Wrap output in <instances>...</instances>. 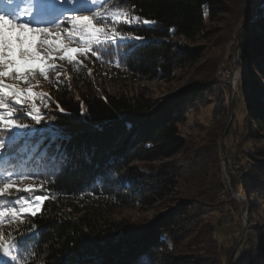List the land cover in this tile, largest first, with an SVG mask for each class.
Returning <instances> with one entry per match:
<instances>
[{
	"label": "trees",
	"instance_id": "obj_1",
	"mask_svg": "<svg viewBox=\"0 0 264 264\" xmlns=\"http://www.w3.org/2000/svg\"><path fill=\"white\" fill-rule=\"evenodd\" d=\"M229 2L131 0L129 7L135 15L156 23L123 28L129 36L145 38L143 42L119 46L116 53L126 74L152 80L162 74L167 79L176 74V67L194 62L202 52L196 45L210 38V24L230 12ZM258 9L261 11L264 6ZM249 10L253 11L252 7ZM252 15L249 11L248 17ZM245 29L239 54L251 78L246 108L258 131H262L264 18ZM107 47L109 52H101V67L93 64L94 69L114 66L111 53H115L117 46ZM107 55L110 62L105 60ZM92 59L96 61V57ZM111 71L122 74L116 68ZM73 81L81 87L78 92L60 81L50 86L53 109L46 112L50 124L43 135L37 133L36 137L18 143L20 147L25 145L20 155L31 154L27 158L29 164L21 166L22 170L43 174L33 179L40 183L43 179L40 193L48 199L36 217L21 214L19 221H11V226L6 220L0 227L13 235L35 233L28 238L29 251L24 254L28 256L27 264H194L182 250L193 253L192 247L204 242H199L201 235L211 245L212 230L203 227L186 231L183 219L189 215L187 209L159 216L144 234L156 218L140 226L121 218L120 211L134 205H153L158 198H164L163 193L175 176L165 171L147 174L138 165L172 158L182 150L179 124L183 121V102L198 99L204 85L188 88L179 100L148 116L154 106L144 98L102 95L94 89L92 80ZM65 157L69 163L62 166L60 161ZM13 168L18 169V165ZM254 183L248 180L241 189L250 202L259 188ZM260 251L264 264V244Z\"/></svg>",
	"mask_w": 264,
	"mask_h": 264
},
{
	"label": "rangeland",
	"instance_id": "obj_2",
	"mask_svg": "<svg viewBox=\"0 0 264 264\" xmlns=\"http://www.w3.org/2000/svg\"><path fill=\"white\" fill-rule=\"evenodd\" d=\"M114 2L111 0V3ZM251 2L230 0V12L210 24V38L196 45L202 48L200 56L188 65L176 67V74L171 78L166 79L161 74L152 80L143 75L126 74V68L116 53L119 47L114 49L115 53H111L115 59L114 66L109 67V64L105 70L99 68L102 56L95 61L90 52L76 54L74 62H68L60 60V53L57 52L54 64L58 71H49L48 79L38 72H34L31 78L33 92L43 93L45 97L35 100L45 121L46 112L53 109L49 88L58 81L69 84L72 91L78 92L81 87L74 84V79L92 80L94 89L102 95L144 98L154 106V110L147 113L148 116L179 100L188 88L204 85L198 99L190 98L183 102V121L179 124L184 144L182 150L172 158L138 165L147 174L165 171L175 176L172 185L164 191V198H158L153 205H134L120 211L121 218L144 226L172 210L187 209L189 215L183 219L186 231L201 230L203 227L204 230H212L211 245H207V238L201 235L199 242H204L192 247L193 253L188 249L182 250L184 256L194 264H263L260 249L264 244V130L258 131L247 113L246 92L251 78L247 67L240 62L239 54V44L248 23L253 26L264 18V14L262 18L257 15L248 17L249 11L251 14L256 11L257 14V9L264 6V0L254 4ZM81 7L87 8L86 5ZM261 12L264 13V10ZM80 14L90 15L91 12L82 11ZM97 26L109 30L116 27L126 34V30L123 31L126 26L119 24ZM64 42L69 43L66 39ZM70 46L75 48L79 45L71 43ZM105 60L110 62V56L107 55ZM93 64L99 67L94 69ZM111 68L119 69L122 74H116ZM5 83L28 86L11 77H5ZM260 83L264 85L262 79ZM24 107L27 108V104ZM25 120L31 122L30 118L25 117ZM48 124L50 122L36 125L33 134H18V142L7 148L3 152L4 159L0 160L4 175L8 170L24 171L21 166L29 164L27 158L31 154L20 155L25 145L20 147L18 143L36 137L37 133L43 135ZM9 152L10 156L5 157ZM17 165L18 169L13 168ZM248 180H254V184L259 186L252 202L241 190ZM33 181L40 185L36 194H41L43 184L32 178L30 182ZM6 204V201H0V205ZM0 264H5L2 257Z\"/></svg>",
	"mask_w": 264,
	"mask_h": 264
},
{
	"label": "snow or ice",
	"instance_id": "obj_3",
	"mask_svg": "<svg viewBox=\"0 0 264 264\" xmlns=\"http://www.w3.org/2000/svg\"><path fill=\"white\" fill-rule=\"evenodd\" d=\"M110 3L111 0H0V160L4 159L3 152L18 142L19 133L33 134L36 125L48 123L35 102L37 97H45L32 90L34 72L48 79L49 71H58L54 64L57 52L60 60L68 62H74L76 54L89 52L99 60L101 50L109 52L107 46L119 47L145 39L122 34L116 27L111 30L98 27V24H119L127 26V30L132 25L156 23L135 15L129 7L131 0H115L109 7ZM82 11L91 14H80ZM65 39L69 43H65ZM71 43L79 46L73 48ZM5 77L23 81L28 86L7 84ZM25 117L31 122H26ZM60 163L67 166L69 161L65 157ZM42 176V173L12 170L4 175L0 168V201L7 202L0 205V226L5 219L11 226V221H19L21 214L36 217L41 212L48 196L36 194L40 185L30 180ZM43 182L41 179V184ZM34 235V232L13 235L0 227V256L5 258V264H27L28 256L24 254L29 251L28 238Z\"/></svg>",
	"mask_w": 264,
	"mask_h": 264
},
{
	"label": "water",
	"instance_id": "obj_4",
	"mask_svg": "<svg viewBox=\"0 0 264 264\" xmlns=\"http://www.w3.org/2000/svg\"><path fill=\"white\" fill-rule=\"evenodd\" d=\"M258 0H255L252 4H254L255 2H257ZM264 10V9H263ZM258 13L257 14H255L256 13V11L255 12H253L252 14V17L254 16V15H257V17H259V18H262L263 16V12H261V11H257ZM250 23V22H249ZM249 23H248V25H249ZM159 219V217H157L144 231H143V234L145 233V232H147L155 223H156V221Z\"/></svg>",
	"mask_w": 264,
	"mask_h": 264
},
{
	"label": "bare ground",
	"instance_id": "obj_5",
	"mask_svg": "<svg viewBox=\"0 0 264 264\" xmlns=\"http://www.w3.org/2000/svg\"><path fill=\"white\" fill-rule=\"evenodd\" d=\"M249 2H250V0H249ZM253 2H254V1L252 0V2H251V3H253ZM251 3H249V4H251ZM40 189H41V188H40ZM40 189H39V190H40ZM37 190H38V189H37Z\"/></svg>",
	"mask_w": 264,
	"mask_h": 264
},
{
	"label": "built area",
	"instance_id": "obj_6",
	"mask_svg": "<svg viewBox=\"0 0 264 264\" xmlns=\"http://www.w3.org/2000/svg\"><path fill=\"white\" fill-rule=\"evenodd\" d=\"M252 1V0H251ZM226 224H228V220L225 221Z\"/></svg>",
	"mask_w": 264,
	"mask_h": 264
}]
</instances>
